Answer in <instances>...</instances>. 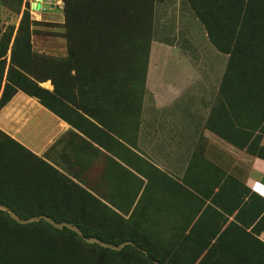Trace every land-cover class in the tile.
I'll use <instances>...</instances> for the list:
<instances>
[{"label": "rangeland", "instance_id": "rangeland-1", "mask_svg": "<svg viewBox=\"0 0 264 264\" xmlns=\"http://www.w3.org/2000/svg\"><path fill=\"white\" fill-rule=\"evenodd\" d=\"M5 49L3 83L12 65L23 68L46 92L43 104L78 127L77 109L87 112L91 98L104 96L109 109L131 112L109 92L118 80L141 91L142 107L144 100V108L154 107L155 123H168L167 108L186 109V123L206 120L208 129L227 140L230 125L238 124L237 139L245 140V127L261 120L253 121L244 105H231L220 94L228 57L210 43L186 0H0V56ZM1 132L2 156L15 154L20 161L19 173L12 179L4 173L1 182L7 184L0 183V264H154V242L133 222L65 175L53 177L45 165L28 166L17 145L27 148ZM251 135L252 145L241 150L264 156L261 136ZM128 166L154 184L153 164ZM221 192L229 206L239 194V225L225 230L218 258L200 264H264V200L243 196L238 188ZM149 197L134 196L128 204ZM22 239L23 254L17 255Z\"/></svg>", "mask_w": 264, "mask_h": 264}, {"label": "crops", "instance_id": "crops-1", "mask_svg": "<svg viewBox=\"0 0 264 264\" xmlns=\"http://www.w3.org/2000/svg\"><path fill=\"white\" fill-rule=\"evenodd\" d=\"M5 90L4 83L0 102ZM104 101V96L91 98L87 112L77 109L80 128L36 98L11 91L0 107V129L133 222L154 242V264L217 259L226 242L223 234L233 223L239 225L236 214L243 207L235 206L239 194L229 206L219 192L238 188L243 196L264 200V158L241 150L252 143L249 132L261 136L264 148V132L246 126L247 139L238 140V124H231L227 140L208 129L206 120L186 123V109L167 108L168 123H155L157 114L154 107L144 108L146 100L128 128L124 109H109ZM146 160L154 165V184L128 166ZM134 196L150 197L128 204Z\"/></svg>", "mask_w": 264, "mask_h": 264}, {"label": "trees", "instance_id": "trees-1", "mask_svg": "<svg viewBox=\"0 0 264 264\" xmlns=\"http://www.w3.org/2000/svg\"><path fill=\"white\" fill-rule=\"evenodd\" d=\"M186 1L198 21L204 27L210 43L221 54L228 56L226 69L219 89L220 94L225 96L231 105L233 103L244 105V113L251 115L253 121L260 118L261 120L257 121L252 128L254 130L261 129L264 132V0ZM6 54L7 49L0 56V91L4 84L3 79L6 70V62L2 58ZM18 68L24 71L23 68ZM20 70L16 71L13 65L9 68L6 78L7 85H5L6 92L0 102V107L8 100L11 91L15 90H21L28 96L40 100L43 104L46 92ZM127 83L131 82L120 80L112 82L109 92L112 97L114 96L116 104L126 101L129 106V111H131L127 113L129 116V128L134 126L133 115L138 113L142 108L143 94L139 93L141 92L139 90L131 91L133 89L130 88L128 90L126 86H123ZM112 87H115V89ZM224 89L225 91L223 92ZM240 97L241 99H239ZM43 105L52 110L48 105ZM130 119H133L131 123ZM1 134L3 133L1 132ZM11 141L15 145L17 144L15 139L11 138ZM18 147L26 153L24 154V162L28 166L44 170L42 166L45 165L53 177H60L62 175L63 178H66L30 150L17 145V149ZM18 157L20 158V156ZM18 157L14 154L7 159L4 157V154L2 156L0 151V183L7 184L1 182L4 173L8 172L12 176L10 179L19 173V167L16 164L17 160L20 161ZM259 157L264 158L262 155H259ZM4 200H7V197H4ZM19 228L21 227L19 226ZM83 230H81L82 233L87 234L86 228ZM18 243H20V247L17 250V255H22L23 251L21 247H23V239L22 242ZM15 246L18 247L19 245L16 244Z\"/></svg>", "mask_w": 264, "mask_h": 264}, {"label": "water", "instance_id": "water-1", "mask_svg": "<svg viewBox=\"0 0 264 264\" xmlns=\"http://www.w3.org/2000/svg\"><path fill=\"white\" fill-rule=\"evenodd\" d=\"M41 1V0H39ZM36 9H41V3H37Z\"/></svg>", "mask_w": 264, "mask_h": 264}]
</instances>
